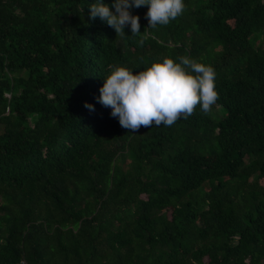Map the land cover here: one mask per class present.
I'll return each mask as SVG.
<instances>
[{"label": "trees", "instance_id": "1", "mask_svg": "<svg viewBox=\"0 0 264 264\" xmlns=\"http://www.w3.org/2000/svg\"><path fill=\"white\" fill-rule=\"evenodd\" d=\"M89 2L0 0V264H264V0L124 36ZM182 56L209 112L133 132L96 100L109 65Z\"/></svg>", "mask_w": 264, "mask_h": 264}, {"label": "clouds", "instance_id": "2", "mask_svg": "<svg viewBox=\"0 0 264 264\" xmlns=\"http://www.w3.org/2000/svg\"><path fill=\"white\" fill-rule=\"evenodd\" d=\"M147 6L145 18L148 26L167 25L182 14L184 0H90L87 5L89 19L99 18L116 34L140 33L139 16L133 8ZM125 27L130 34L125 33ZM142 43V41H141ZM215 70L210 65L182 56L179 61L164 57L133 73V68L109 65L103 77L96 100L110 108V115L120 126L133 132L141 126H172L187 119L199 105L207 113L217 102ZM84 106L94 110L93 105Z\"/></svg>", "mask_w": 264, "mask_h": 264}]
</instances>
